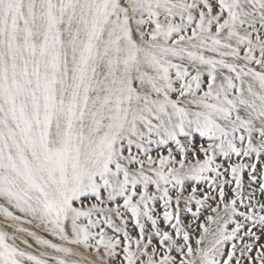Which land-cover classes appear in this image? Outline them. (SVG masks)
<instances>
[{
    "label": "snow or ice",
    "instance_id": "6c2138e0",
    "mask_svg": "<svg viewBox=\"0 0 264 264\" xmlns=\"http://www.w3.org/2000/svg\"><path fill=\"white\" fill-rule=\"evenodd\" d=\"M257 183L264 0H0V264H264Z\"/></svg>",
    "mask_w": 264,
    "mask_h": 264
},
{
    "label": "rangeland",
    "instance_id": "374dc122",
    "mask_svg": "<svg viewBox=\"0 0 264 264\" xmlns=\"http://www.w3.org/2000/svg\"><path fill=\"white\" fill-rule=\"evenodd\" d=\"M205 187H206V185H205ZM252 187H253L254 189H256V193H255L256 198H257V199L264 200V194H262V193L259 191L258 183L252 185ZM225 190H226V192H228V188H227V187H226ZM184 219H185V222H188V221L191 219V217H190V215H186V216L184 217ZM202 221H203V216L201 217V221H197V223L202 222ZM4 223H5V221H4L3 217H0V225H2V224H4ZM9 223H10V222H9ZM22 226H23V227H29V228L32 227V226L27 225V224H24V225H22ZM29 242H30V243H33V250H35V248H36L37 246L34 244V242L31 240V238H29ZM261 242H264V237H262ZM21 247H23V245H21ZM81 251H84V250L81 249ZM84 255L89 256V254H88L87 252H84ZM89 258H91V257L89 256Z\"/></svg>",
    "mask_w": 264,
    "mask_h": 264
}]
</instances>
